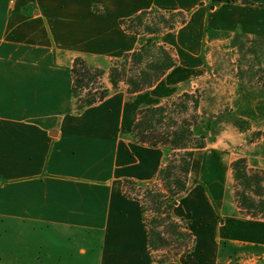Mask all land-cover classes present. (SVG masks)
Returning <instances> with one entry per match:
<instances>
[{"label":"crops","instance_id":"obj_1","mask_svg":"<svg viewBox=\"0 0 264 264\" xmlns=\"http://www.w3.org/2000/svg\"><path fill=\"white\" fill-rule=\"evenodd\" d=\"M150 9L185 15L155 39L171 48L164 37L176 35L193 56L213 36L223 45L237 33L264 35V0H0V264H264V219L202 188L189 195L193 249L156 260L140 202L123 184L154 179L169 146L122 133L125 117L131 132L136 121L122 89L76 108L73 60L106 69L138 49L151 35L120 22Z\"/></svg>","mask_w":264,"mask_h":264},{"label":"rangeland","instance_id":"obj_2","mask_svg":"<svg viewBox=\"0 0 264 264\" xmlns=\"http://www.w3.org/2000/svg\"><path fill=\"white\" fill-rule=\"evenodd\" d=\"M159 19L156 13L143 15L138 29L144 30L148 25L156 30L163 29ZM197 36L202 38L200 34ZM164 39L176 60L175 67L165 78L152 89L143 90L136 95L130 96L125 92L123 89L127 87L123 83L116 89H122L120 91L127 97L126 116L130 115V122L137 118L142 108L165 103L168 105L167 114L159 129L173 131L184 120L188 123L199 122L197 127L207 136L205 149L196 150V156L193 157L187 188L179 197L181 205L174 210V215L177 219H182L188 229H192L189 216L192 200L189 195L195 189L202 188L205 192L208 189L216 192L217 196L224 193L229 201L237 205L241 214L255 217L251 215L254 213L256 217L264 219V35L247 38L237 33L233 40L223 45H216L214 36L208 38L211 41L208 43L203 39L205 45L196 56H193L195 52L191 48L185 47L183 39L179 40L176 35L167 34ZM93 62L97 63L96 60ZM101 64L107 71L109 61ZM104 82L110 86L107 75L104 76ZM185 93L189 95L186 96ZM234 117L245 123L235 125L231 121ZM130 126L131 123L125 117L122 133H130L134 137L129 130ZM170 149L169 146L168 150L171 151ZM242 156L246 175L250 179L234 177L232 162ZM216 167L218 176L213 177L208 169ZM155 178L151 181L161 183ZM141 186L143 185H135V189H129L131 196H140L146 201L147 209L156 210L155 202H151L148 195L145 199L139 191ZM156 187L151 185L153 190ZM180 210L184 211V215L180 214ZM150 214L147 211L146 217L150 218ZM4 241L5 245L13 244L12 235L4 236ZM18 244L19 242L16 243ZM166 249L171 252L175 250V246ZM23 250L26 249L20 248L19 253ZM29 250L31 251L30 248ZM153 255L158 260L167 253L154 251Z\"/></svg>","mask_w":264,"mask_h":264},{"label":"trees","instance_id":"obj_3","mask_svg":"<svg viewBox=\"0 0 264 264\" xmlns=\"http://www.w3.org/2000/svg\"><path fill=\"white\" fill-rule=\"evenodd\" d=\"M150 13L159 15L158 22L163 24V29L156 30L149 25L144 30L138 29L143 15ZM175 17L179 19L175 20ZM185 20L186 17L181 12L165 13L156 9L144 10L133 17L121 20L120 23L126 31L151 36L138 49L113 61L107 71L90 65L82 57H76L71 67V93L77 110L103 100L111 90L118 88L120 83L127 87L126 91L129 94L141 92L155 85L176 64L170 48L157 42L155 36L173 30ZM105 75L108 77L110 86L104 82ZM185 95L189 94L185 93ZM163 104L142 108L132 127L133 136L138 142L151 146L169 145L171 147L167 162L160 168L155 178L161 183L158 184L153 180L139 189L145 199L149 196L151 202H155L156 210L147 209L146 201H143L140 196H131L129 189H135L133 186L137 185L134 181L125 180L123 184L124 194L140 202L142 224L148 238L149 250L167 253L158 261L172 259L180 252H190L189 249L194 246L195 238L192 232L182 219L172 215V211L177 196L186 189L193 152L205 146L206 137L205 133L197 127L199 122L188 123L184 120L173 131L159 129L164 124L167 114L168 105ZM231 121L237 126H241L242 122L245 123L237 117ZM244 162V158H238L232 162L236 179H250L246 175ZM152 184L154 187L157 186L156 190L151 188ZM147 211L151 213L150 218L146 217ZM251 215L257 216L254 213ZM173 246L175 250L166 251V248Z\"/></svg>","mask_w":264,"mask_h":264}]
</instances>
